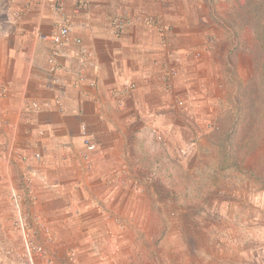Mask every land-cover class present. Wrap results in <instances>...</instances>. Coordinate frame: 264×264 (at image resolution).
<instances>
[{
  "label": "crops",
  "instance_id": "crops-1",
  "mask_svg": "<svg viewBox=\"0 0 264 264\" xmlns=\"http://www.w3.org/2000/svg\"><path fill=\"white\" fill-rule=\"evenodd\" d=\"M225 6L221 0H67L71 36L90 55L82 62L81 46L72 41L55 72L60 14L52 1L0 0V264H44L47 257L54 264L187 263L168 230L139 222L146 199L157 195L127 184H148L139 160L159 138L155 132L188 135L183 106L209 104V81L200 73L232 38L220 26ZM126 11L134 18L116 33L111 16ZM146 14L161 16L165 29L146 23ZM171 69L176 74L166 78ZM131 83L118 104L112 92ZM82 124L98 145L89 159L81 155ZM35 151L41 159H22ZM12 191L26 216L52 232L48 238L37 225L31 231L45 244L46 258L26 255ZM257 204L263 230L264 199Z\"/></svg>",
  "mask_w": 264,
  "mask_h": 264
},
{
  "label": "rangeland",
  "instance_id": "rangeland-1",
  "mask_svg": "<svg viewBox=\"0 0 264 264\" xmlns=\"http://www.w3.org/2000/svg\"><path fill=\"white\" fill-rule=\"evenodd\" d=\"M221 2L220 26L232 38L200 73L212 97L196 110L183 106L188 135L155 132L141 155L139 170L151 177L138 189L157 196L139 222L168 230L188 264H264V0Z\"/></svg>",
  "mask_w": 264,
  "mask_h": 264
},
{
  "label": "built area",
  "instance_id": "built-area-1",
  "mask_svg": "<svg viewBox=\"0 0 264 264\" xmlns=\"http://www.w3.org/2000/svg\"><path fill=\"white\" fill-rule=\"evenodd\" d=\"M52 1V8L54 11L60 14V21H59V34L55 39L53 40V48H52V69L55 72H58L62 69V65L59 63L58 59L61 55L62 48L72 42L75 41L76 43L80 44L81 49H80V57L81 61L85 62V57L90 55L89 49L86 45L82 43V40L80 38H73L71 36V22H70V17L66 16V4L67 0H51ZM83 6L85 5L84 3H81ZM79 10L76 8V12ZM133 13L130 11H126L123 13H116L111 16L110 22L113 30L116 33H122L130 24L133 19ZM144 21L148 24H154L158 27V29H165V21L161 16L158 15H153V14H146L143 16ZM176 71L175 69L168 70L166 73V78H170L171 76L175 75ZM58 77H56V80ZM82 79H84L82 77ZM135 87V84H128L125 89H117L112 92V96L115 98L116 102L118 104H121L123 101V95L128 92V90L133 89ZM33 109H39V105L37 103H34L32 106ZM81 130H82V135H83V142L85 149L81 152V155L89 159L90 154L93 152L97 151L98 145L96 141L91 137V135L87 132V126L86 124L81 125ZM159 138H161V135L158 133ZM43 156L42 151H35L32 153H27L22 156V159L25 161L31 160L32 158L34 159H41ZM119 173L120 176H123L124 171H115L114 175L115 177H119L117 175ZM150 177H147V180H150ZM143 184V183H142ZM132 187L135 189H138L141 187V183L139 182H133ZM12 199V205H13V210L15 212V227L17 230L22 232V236L24 239V246H25V253L28 256L29 259H32L33 261L35 260L36 255L44 256L45 258L47 257V248L44 243L38 242L35 238V234L32 231L33 227L36 225L42 229L45 234L47 235L48 238H51L52 232L42 225V223L39 221L37 218H32L29 219L28 216L23 211L22 207V200L17 192L12 191L11 195ZM31 222H34L35 224L32 225ZM70 257L72 259L75 258V251L71 252ZM47 260L45 261L44 264H54L51 259L46 258Z\"/></svg>",
  "mask_w": 264,
  "mask_h": 264
}]
</instances>
